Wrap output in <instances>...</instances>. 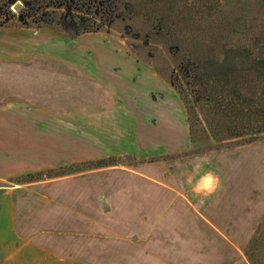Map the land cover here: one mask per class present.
Wrapping results in <instances>:
<instances>
[{
  "label": "crops",
  "instance_id": "1",
  "mask_svg": "<svg viewBox=\"0 0 264 264\" xmlns=\"http://www.w3.org/2000/svg\"><path fill=\"white\" fill-rule=\"evenodd\" d=\"M109 49L126 55L108 57ZM89 50L94 57L87 66L54 64L59 72L73 71L67 75L12 65L10 82L21 75L29 82L37 70L46 82L40 91L12 86L17 95L29 101L37 91L56 106L38 112L48 121L39 131L12 125V118L38 113L12 109V99L0 105V264H250L243 251L264 219V166L226 162L240 147L151 160L192 150L184 119L178 127L174 109V119L159 121L144 113L137 95L125 92L128 67L141 69L136 76L151 73L133 53ZM81 78L88 79L86 93L77 83L62 84ZM33 139L46 151L36 164L46 171L112 158L131 162L12 186V178L34 171L14 169L12 145L18 140L26 149ZM24 149V165L31 168Z\"/></svg>",
  "mask_w": 264,
  "mask_h": 264
},
{
  "label": "trees",
  "instance_id": "2",
  "mask_svg": "<svg viewBox=\"0 0 264 264\" xmlns=\"http://www.w3.org/2000/svg\"><path fill=\"white\" fill-rule=\"evenodd\" d=\"M14 1L27 4L19 12L22 16L30 14L31 7L53 0ZM94 1L82 0V6L89 4L91 10ZM110 1H105L103 7L97 2L98 22L94 23L93 31L106 32L107 25L112 23L111 27L114 25L136 58L151 65L183 100L192 150L162 160L257 141L264 130V0ZM11 2L0 0V15L14 22L11 27L48 28L57 34L61 31L55 26L62 15L60 10L54 8L57 13L50 14L49 23H33L30 18L19 19L11 10ZM181 82L188 85L189 94ZM208 144L211 146H203ZM118 163L113 159L102 160L26 175L12 182L25 184ZM243 253L250 264H264V219Z\"/></svg>",
  "mask_w": 264,
  "mask_h": 264
},
{
  "label": "rangeland",
  "instance_id": "3",
  "mask_svg": "<svg viewBox=\"0 0 264 264\" xmlns=\"http://www.w3.org/2000/svg\"><path fill=\"white\" fill-rule=\"evenodd\" d=\"M94 1V0H92ZM107 2V0H105ZM103 0H96L95 3H92L93 7L90 10L91 7H89V4L86 6H82V0H53L51 3H47L46 5H35L30 8V14L26 13V15H19V12L27 6V4H24L20 1L15 2L12 0V7L11 10L13 13L18 15L19 19L25 18L28 20H32L33 23H49L50 20V14L52 12H56L55 10H60V21L58 25H55L56 27H60L61 31H59V34L55 33L54 31L48 29V28H13L10 26L11 23H14L11 19L6 20L2 15H0L2 18L5 19V23L2 24L0 22V67H1V101L0 105H4L5 101L7 99H12V109H17L18 111H32L33 114L41 112V110H48L51 109L50 107L56 106V104H51L45 101V97H41V93L37 92L40 91V87L44 86L46 82H41V74L42 72L37 70L35 73L38 77L35 79L29 80V82L24 81V76L18 77V80L15 79L13 82H10V76L14 75V72L12 70V65H36L37 67L45 66L46 68H52L54 71H51L53 73H65L70 74L73 71H69L65 69L64 71L59 72L57 69V66L54 64L58 62L68 63V62H75L77 64H82L84 66H87L90 62V58H93L94 56H90V50H96L99 51L102 48H124L128 51V53H132L130 49L126 45V40L118 34L114 30V25L109 23L107 26L106 32H96L93 31L94 29V23L98 22L96 17V7L97 2L101 3V6L103 7L105 4ZM80 2V3H79ZM111 3V1L109 0ZM20 6L19 10H15L14 7L16 5ZM101 7V8H102ZM55 8V10H54ZM29 10V9H28ZM95 10V11H94ZM0 18V21L1 19ZM7 18V17H6ZM26 20V22H27ZM35 21V22H34ZM106 22V20H103ZM7 24V25H5ZM61 50H72L73 54L69 55L62 53ZM61 52L57 53L56 52ZM104 54L108 57H115V58H124L125 52L121 53L119 51L115 50H106L104 51ZM55 55L59 56L56 57ZM112 55V56H111ZM136 57V56H135ZM134 58V57H133ZM166 59L169 61L168 55H166ZM138 64H143L144 62L138 60L137 58H134ZM138 60V61H137ZM141 63H140V62ZM170 65L172 66V63L169 61ZM144 66L146 69L150 70V72L147 71V73L143 74L144 77L139 74L136 76V73L138 71H141L140 68L135 67L129 69V75L124 77V89L126 93L137 95L140 99L139 104L140 108L144 111L146 114H150L157 118L159 121H164L163 118L168 119L170 116L171 119H174V109L177 113V122L178 127H181V121L184 119V125L187 130L186 126V113L183 105V100L179 94V92L173 88L172 86L166 84L155 72L153 67L147 63H144ZM87 68V67H86ZM57 70V71H56ZM24 72V69H20L17 71V74H21ZM49 72V73H51ZM75 73V72H74ZM144 73V72H143ZM152 74V75H151ZM153 76V78H152ZM141 77V78H140ZM179 78H181L179 76ZM47 81V80H45ZM79 81V80H78ZM74 81V82H62L63 85L67 88L68 85H74L77 83L81 88L80 90L84 93H86L85 86H88V79L87 78H81L80 82ZM177 82V81H176ZM61 82H58L57 84H60ZM56 84V83H55ZM32 85L33 88H35L37 91H33V97H29V101H26L21 95H17L14 90H12V86H27ZM183 90L187 94H189V88L188 85L184 84V82H181ZM12 90V96H10L9 92ZM115 91L113 90V93ZM14 93V94H13ZM20 99H24V102H20ZM174 100V103H173ZM26 101V102H25ZM18 102V103H17ZM144 102V103H143ZM26 113H23V116ZM37 117L32 118H12V125L14 126H28L32 128H38V130L42 126H46V123L48 122L46 119ZM165 119V120H166ZM176 122V123H177ZM35 130V129H34ZM179 130V129H178ZM40 131V130H39ZM40 136V137H39ZM18 137V136H17ZM39 137L43 138V135H33V138L36 139ZM180 137V135L178 136ZM33 139L32 145L27 146L26 149L21 148L19 145V141L16 140L15 143L12 145V151L15 152L18 157L17 160V167L14 169L16 171H23L25 169H32L33 172H29L27 174H24L22 176H17L12 178V181L17 178L24 177L26 175H36L38 173L46 172V170L40 168L37 166V163H40L42 161V157H40V154L44 152L43 146L39 144V142H35ZM204 147H210L211 145H203ZM203 146H200L203 147ZM247 146V147H246ZM240 147L241 150L238 152L239 154L236 155V157H233L236 153L231 152L225 156L226 162L230 161L231 159H236L240 161L239 166H242V164L247 163H255L257 169L264 166V130L257 136V141L248 145H241L236 146ZM233 147V148H236ZM22 149L25 150V152L31 156L32 159H30V162H33V165L31 168H26L25 163L29 162L28 159L26 160L25 157H22V154L24 153L21 151ZM194 149V147H193ZM231 149V148H230ZM226 149H220V150H214V151H222ZM210 151V152H214ZM46 152V151H45ZM208 152V153H210ZM206 154V153H204ZM201 155V154H200ZM21 156V157H20ZM213 156V155H211ZM44 158V157H43ZM163 158V157H161ZM161 158H152L151 160L155 159H161ZM113 160H118L122 163H130V159H116L112 158ZM212 159H207L209 161H212ZM143 162H146V160H143ZM255 166V165H254ZM262 170V169H261ZM51 171V170H50ZM258 175H260V172H258ZM264 176V174H262ZM31 183V182H30ZM16 185L12 182V186Z\"/></svg>",
  "mask_w": 264,
  "mask_h": 264
},
{
  "label": "water",
  "instance_id": "4",
  "mask_svg": "<svg viewBox=\"0 0 264 264\" xmlns=\"http://www.w3.org/2000/svg\"><path fill=\"white\" fill-rule=\"evenodd\" d=\"M14 9L17 11V10L20 9V6L17 4V5L14 7Z\"/></svg>",
  "mask_w": 264,
  "mask_h": 264
}]
</instances>
